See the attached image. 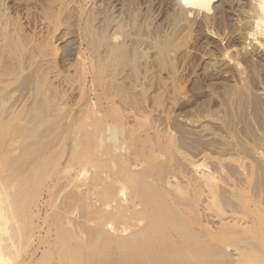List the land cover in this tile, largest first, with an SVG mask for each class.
Returning a JSON list of instances; mask_svg holds the SVG:
<instances>
[{
	"label": "rangeland",
	"instance_id": "374dc122",
	"mask_svg": "<svg viewBox=\"0 0 264 264\" xmlns=\"http://www.w3.org/2000/svg\"><path fill=\"white\" fill-rule=\"evenodd\" d=\"M62 1L0 0V82L8 83H0V159L49 140L58 141L53 153L63 156L79 150L82 139L94 141L91 148L114 145L119 151L130 129L149 149L159 139L169 141L174 130L173 163L189 171L177 147L194 155L205 148L224 154L232 167L237 154L219 149L223 142L238 144L241 156L251 152L247 142H260L264 0ZM48 40L54 54L43 50ZM82 108L85 114L78 113ZM112 114H122L125 126ZM195 118L210 130L198 134ZM9 159L0 160V171Z\"/></svg>",
	"mask_w": 264,
	"mask_h": 264
},
{
	"label": "bare ground",
	"instance_id": "6f19581e",
	"mask_svg": "<svg viewBox=\"0 0 264 264\" xmlns=\"http://www.w3.org/2000/svg\"><path fill=\"white\" fill-rule=\"evenodd\" d=\"M43 50L54 54L56 47L48 40ZM113 116L124 125L122 114ZM195 120L198 134L210 130ZM126 133L119 151L114 145L91 148L82 139L77 153L66 156L53 153L59 143L52 140L3 154L1 161L10 159L0 171V264H264V132L257 144L246 140L251 152L242 156L238 144L223 142L219 149L239 154L231 157L232 167L224 154L177 147L189 171L173 163L174 130L169 141L159 139L149 149L138 144L135 129ZM213 218L220 220L214 224Z\"/></svg>",
	"mask_w": 264,
	"mask_h": 264
}]
</instances>
